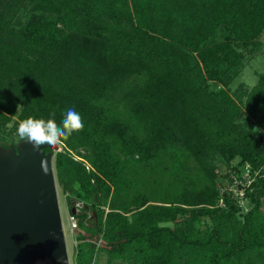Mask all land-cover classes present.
I'll return each mask as SVG.
<instances>
[{"label":"trees","instance_id":"trees-1","mask_svg":"<svg viewBox=\"0 0 264 264\" xmlns=\"http://www.w3.org/2000/svg\"><path fill=\"white\" fill-rule=\"evenodd\" d=\"M262 34L264 0H0V129L84 123L53 160L75 264H264V170L244 211L215 162L264 166V69L225 88Z\"/></svg>","mask_w":264,"mask_h":264},{"label":"water","instance_id":"water-1","mask_svg":"<svg viewBox=\"0 0 264 264\" xmlns=\"http://www.w3.org/2000/svg\"><path fill=\"white\" fill-rule=\"evenodd\" d=\"M0 146V264H70L51 151ZM44 167H41V161ZM72 213L75 206L71 207Z\"/></svg>","mask_w":264,"mask_h":264},{"label":"rangeland","instance_id":"rangeland-1","mask_svg":"<svg viewBox=\"0 0 264 264\" xmlns=\"http://www.w3.org/2000/svg\"><path fill=\"white\" fill-rule=\"evenodd\" d=\"M259 39L262 41L261 45L258 47H255L254 49H246L243 48L242 51L244 52V59L242 63V68L240 70V73L234 77V79L225 87L227 89H230V91L236 89L237 85L240 82H244L245 85H252L257 80V75L259 72H261L264 69V34L259 36ZM222 86L221 84H218L217 87ZM264 118V116H263ZM11 122L7 124L6 127H3L0 129V146L7 149L11 145L16 146L19 144L21 140L18 139L17 136V130L10 128ZM4 144H7V147L4 146ZM56 150H52L51 153L53 155L52 161L54 160V152ZM239 156H235L233 159L229 161H225L223 159H220V157H216V167L219 171V173L223 174L226 172L228 166H232L234 164L238 165L241 170V173H244L246 170L245 162L240 163L239 162ZM54 169V166H53ZM259 169L264 170V166H261ZM55 181H56V189H57V197H58V203L60 208V214H61V220H62V226L67 246V252L69 257V263L75 264L74 262V252H75V246H76V240H75V227L72 228V219H70V213L69 207L67 205L65 194L63 193L61 186L59 185L55 171H54ZM219 183L226 184V179L223 177V175L218 176ZM220 204V201L217 203ZM82 202H76L74 204L75 206V217L77 218V213L80 212V207L82 206ZM243 210L245 211L246 208L249 207L248 202L243 201L241 204ZM262 207L264 208V197H262ZM88 213L90 211L88 210ZM87 223H90L89 220L86 221ZM105 253L103 251L98 252V256L96 259L97 264H105ZM112 264H133L131 262H123V260L115 259L113 260Z\"/></svg>","mask_w":264,"mask_h":264},{"label":"clouds","instance_id":"clouds-1","mask_svg":"<svg viewBox=\"0 0 264 264\" xmlns=\"http://www.w3.org/2000/svg\"><path fill=\"white\" fill-rule=\"evenodd\" d=\"M52 118L47 120L28 117L22 120L17 126V135L21 140L31 144L34 151H40L43 145H58L63 140H67L73 132L81 131L84 123L81 115L73 107L66 109L62 121L57 124L55 113L50 114ZM264 131L254 127V132ZM44 167V161H41Z\"/></svg>","mask_w":264,"mask_h":264},{"label":"built area","instance_id":"built-area-1","mask_svg":"<svg viewBox=\"0 0 264 264\" xmlns=\"http://www.w3.org/2000/svg\"><path fill=\"white\" fill-rule=\"evenodd\" d=\"M244 165L247 171L241 173V170L238 171L234 169L230 172L229 175L225 176V179L227 181L226 184L219 183L221 195L218 201H220V204L222 206L225 204V202L223 201V193L229 194L231 197H233V199L242 204V202L246 200V198L244 197L245 187L249 185L257 175L260 174L259 168L253 170L248 163H245ZM229 170L230 167L227 168L226 172H228ZM70 219H72L73 228L76 226V217L72 212L70 213Z\"/></svg>","mask_w":264,"mask_h":264}]
</instances>
